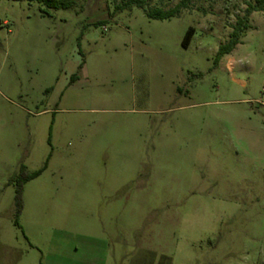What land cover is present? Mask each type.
Here are the masks:
<instances>
[{"label": "rangeland", "instance_id": "rangeland-1", "mask_svg": "<svg viewBox=\"0 0 264 264\" xmlns=\"http://www.w3.org/2000/svg\"><path fill=\"white\" fill-rule=\"evenodd\" d=\"M72 1L0 0V264H264V10Z\"/></svg>", "mask_w": 264, "mask_h": 264}, {"label": "trees", "instance_id": "trees-1", "mask_svg": "<svg viewBox=\"0 0 264 264\" xmlns=\"http://www.w3.org/2000/svg\"><path fill=\"white\" fill-rule=\"evenodd\" d=\"M37 1L41 4V11L44 14H49L50 9L53 8H68L72 5V0H30ZM190 0H182L177 6L170 9H162V8H150L148 0H126L119 5L121 8H127L132 6H138L144 9V12L149 18L153 19H170L172 17L178 16L184 8L189 7ZM264 10V0H251L248 2V7L244 16L239 17L237 23L234 25V29L230 34V39L228 42L221 44L219 50L217 52L215 62L216 64L226 55L231 53L236 46L241 43V38L243 34L251 27L250 24V16L255 11H263ZM196 33V29L193 26H190L185 33V36L182 40V45L184 47H188L192 39ZM46 165L39 170L33 172H27L26 167L22 165L20 173L18 175H14L11 179V182H16V198L15 204L17 208V214L19 215L23 210V189L24 185L40 176L42 172L45 170ZM16 224L19 225L18 220H16Z\"/></svg>", "mask_w": 264, "mask_h": 264}]
</instances>
